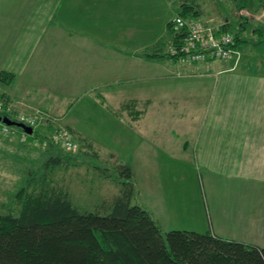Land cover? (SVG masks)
Returning a JSON list of instances; mask_svg holds the SVG:
<instances>
[{
	"label": "crops",
	"instance_id": "obj_1",
	"mask_svg": "<svg viewBox=\"0 0 264 264\" xmlns=\"http://www.w3.org/2000/svg\"><path fill=\"white\" fill-rule=\"evenodd\" d=\"M0 1L5 3H0V68L26 82L25 95L13 84L3 90L13 103L47 110L45 97L28 93L32 81H56L64 96L77 87H104L108 98L119 93L145 98L151 107L161 105L163 97L175 98L183 127L173 129L172 140L155 143V160L191 155L220 190L225 176L227 191L233 192L224 208L229 218L250 226L242 241L264 246V51L257 41L255 49H247L240 37L229 58L181 61L172 55L168 22L188 0ZM212 75L215 91L207 84ZM178 97L187 98L188 114ZM139 109L145 113V107ZM220 215L228 217L219 209L220 222Z\"/></svg>",
	"mask_w": 264,
	"mask_h": 264
},
{
	"label": "rangeland",
	"instance_id": "obj_2",
	"mask_svg": "<svg viewBox=\"0 0 264 264\" xmlns=\"http://www.w3.org/2000/svg\"><path fill=\"white\" fill-rule=\"evenodd\" d=\"M188 1L200 8L197 16L200 20L209 25L227 22L228 29L242 37L243 47L255 49L252 42L257 41L260 46L257 49L264 51V32L254 34L252 31L253 27L258 26L264 29V0ZM0 9L4 8L0 6ZM244 9L250 16L237 14ZM15 77L7 84L0 81V94L8 96L3 90L13 84L15 90H19L16 91L18 95H25L26 82L15 81ZM214 79L213 75L207 77L210 91H215ZM57 83H30L28 93L32 98L40 95L45 97L44 105L47 110L39 107L40 105L30 103L31 106H28L20 101L13 103L9 97H0L6 104L5 109L12 110L13 115L43 111L55 117V122L46 121L40 124L54 126L52 132L34 140H22L18 134L0 130V209L14 204L16 193L27 185L32 176L41 174L43 164L50 155H60L64 158V163L56 167L54 182L68 188L74 203L82 208L96 210L101 201L119 194L121 186L117 167L127 164L133 171L130 178L133 185L131 203L145 207L163 231L188 229L206 232L215 229L217 234L225 238L242 241V237H246L243 235L250 226H237L229 218V209H224L228 194H233L232 191H227V182L223 181L225 176L222 177L223 180L220 179V190L208 170L191 155L183 158L171 154L172 158L155 160L152 152L155 143L163 139L172 140V136L177 137L173 129L183 127L181 123L184 121L179 120L183 113L177 111L175 98H161V105L153 106L156 107L155 113L149 103L147 106L144 104L145 98L133 99L134 97L120 93L108 98L104 87L102 90L95 88V91L77 87L72 95L64 96ZM40 85L45 89L40 91ZM188 88L190 89V83ZM178 99L186 108L187 98ZM132 100L137 102L133 104L136 109H146L139 120L134 117V107L130 106ZM186 110L188 114V108ZM197 123V120L193 122L194 125ZM59 127L69 131L75 144L72 148H66L62 142L53 139L52 135ZM195 131L193 129L191 133ZM174 142L178 146L179 141ZM108 173L109 176L106 177ZM158 183L161 186L158 187ZM224 191L225 194L222 193ZM219 209L228 216L224 219L220 215L221 222ZM253 234L256 235H251Z\"/></svg>",
	"mask_w": 264,
	"mask_h": 264
},
{
	"label": "trees",
	"instance_id": "obj_3",
	"mask_svg": "<svg viewBox=\"0 0 264 264\" xmlns=\"http://www.w3.org/2000/svg\"><path fill=\"white\" fill-rule=\"evenodd\" d=\"M178 14L197 16L200 8L183 1ZM220 27L228 29V23ZM168 28L178 46L183 34L172 20ZM15 75L0 69L6 84ZM135 103L130 106L139 119L144 111ZM53 127L41 125L26 138L47 136ZM63 163L62 156L50 155L41 174L16 193L14 204L0 209V264H264V246L209 231H163L145 207L131 203L133 171L127 164L117 167L119 194L101 201L96 210L82 208L68 188L54 182L55 169Z\"/></svg>",
	"mask_w": 264,
	"mask_h": 264
},
{
	"label": "built area",
	"instance_id": "obj_4",
	"mask_svg": "<svg viewBox=\"0 0 264 264\" xmlns=\"http://www.w3.org/2000/svg\"><path fill=\"white\" fill-rule=\"evenodd\" d=\"M249 15L246 9L237 12L239 15ZM250 16V15H249ZM172 21L176 30L183 34L182 42L172 48L174 54L181 61H204L212 59H224L232 56L236 51V34L229 29H221L219 26H212L203 23L197 16L176 14ZM5 103L0 100V114L12 119L23 122L31 126L34 135L35 130L42 122H55V117L47 112L36 114H17L13 115L12 110L5 109ZM0 130L4 133L18 134L21 139H25L29 134L23 129L14 128L0 121ZM53 139L62 142L66 148H72L74 142L71 135L64 127H59L53 133Z\"/></svg>",
	"mask_w": 264,
	"mask_h": 264
},
{
	"label": "water",
	"instance_id": "obj_5",
	"mask_svg": "<svg viewBox=\"0 0 264 264\" xmlns=\"http://www.w3.org/2000/svg\"><path fill=\"white\" fill-rule=\"evenodd\" d=\"M0 121L6 123L8 125H15V126L21 127L24 131H26L29 134L33 133V129L31 126H28V125L24 124L23 122L12 119L8 116H2L0 114Z\"/></svg>",
	"mask_w": 264,
	"mask_h": 264
}]
</instances>
